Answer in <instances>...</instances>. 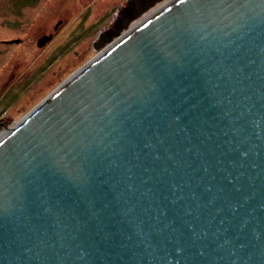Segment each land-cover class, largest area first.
<instances>
[{
	"label": "water",
	"instance_id": "obj_1",
	"mask_svg": "<svg viewBox=\"0 0 264 264\" xmlns=\"http://www.w3.org/2000/svg\"><path fill=\"white\" fill-rule=\"evenodd\" d=\"M0 264H264V0L174 2L0 143Z\"/></svg>",
	"mask_w": 264,
	"mask_h": 264
},
{
	"label": "rangeland",
	"instance_id": "obj_2",
	"mask_svg": "<svg viewBox=\"0 0 264 264\" xmlns=\"http://www.w3.org/2000/svg\"><path fill=\"white\" fill-rule=\"evenodd\" d=\"M127 1L19 0L14 12L19 14L21 28L10 29L12 23L0 28V42L16 31L20 35H15L20 39L14 58H7L14 46H0V115L6 128L26 118L106 48L98 49L95 43L112 28ZM7 83L13 85L3 93Z\"/></svg>",
	"mask_w": 264,
	"mask_h": 264
},
{
	"label": "bare ground",
	"instance_id": "obj_3",
	"mask_svg": "<svg viewBox=\"0 0 264 264\" xmlns=\"http://www.w3.org/2000/svg\"><path fill=\"white\" fill-rule=\"evenodd\" d=\"M163 1V2H162ZM161 2L158 3V5L155 6L154 9H152L150 12H148L149 14L144 15L140 20L137 21V19L133 22V24L130 26V29L128 31H126V33L124 32L119 38H117L116 40H114V42L102 49L99 52V55H97V57L94 58L93 61L89 62V64H87L85 67L81 68L80 70H78L75 74H73L62 86H60L58 88V90L53 93L49 98L54 97L56 94H58L59 92H61L71 81H73L74 79H76L78 76H80L88 67H90L92 64H94L95 62L99 61L100 58L102 59L103 56H106L111 50L112 48H114L115 46H117L122 40H124L126 37H129L130 34H133L135 31H137L140 27H142L144 24H146V22L148 20H150L151 18L155 17L156 15L160 14L164 9L168 8L169 6H171L174 2L178 1V0H162ZM8 31L4 30V33L7 34ZM30 55L32 54V49H29L28 52ZM107 53V54H106ZM47 100V101H48ZM47 101H45L43 104H41L39 107H37L36 109H34L30 114H28V116L26 118H23L20 122H16L13 123V126L11 127H5L2 130H0V143H2L6 138H8L9 136L12 135L13 132H15V130H17L18 127H20L21 125H23V123L25 121H27L28 118H30V116H32V114L37 111L41 106H43Z\"/></svg>",
	"mask_w": 264,
	"mask_h": 264
},
{
	"label": "flooded vegetation",
	"instance_id": "obj_4",
	"mask_svg": "<svg viewBox=\"0 0 264 264\" xmlns=\"http://www.w3.org/2000/svg\"><path fill=\"white\" fill-rule=\"evenodd\" d=\"M18 2H19V0H6V1L5 0H1L0 1V28H4L5 25L9 27L10 25H8V24H10V23L13 24V27H9L10 29H12V28H15V29L21 28V26L19 25L20 24L19 14L14 12V10L19 7L18 6L19 5ZM15 29H12V30H15ZM16 34L18 36H20L18 31H16V32H14V34L11 37L10 36L9 37H5L6 39L0 42L1 43L0 46L1 45L2 46H4V45L14 46L13 48L11 47V52L8 54L7 58H10V57L14 58L16 56L15 52H14L15 51V46L18 43L17 40L20 39V38H16L15 37ZM38 45H40V41H39ZM29 49H32V42H31V44H29ZM28 52H29V50H28ZM0 56H2L1 49H0ZM17 58H19V55H17ZM0 62H2L1 59H0ZM13 72L14 71H12V74H13ZM12 83L14 84V82H12ZM12 85L10 83V86H9V84L7 83L6 86H5L6 90L3 91V93L9 92V90H11ZM0 100H1V97H0ZM2 118L3 117H2V114H1L0 115V129L6 127V122Z\"/></svg>",
	"mask_w": 264,
	"mask_h": 264
}]
</instances>
